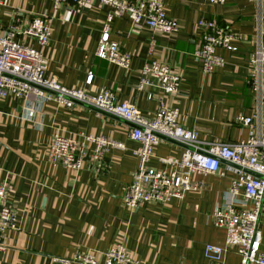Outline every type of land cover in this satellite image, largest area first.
Returning a JSON list of instances; mask_svg holds the SVG:
<instances>
[{
  "label": "crops",
  "instance_id": "1",
  "mask_svg": "<svg viewBox=\"0 0 264 264\" xmlns=\"http://www.w3.org/2000/svg\"><path fill=\"white\" fill-rule=\"evenodd\" d=\"M163 2L165 14L178 22L172 34L133 27L125 15L110 20L109 38L129 54L127 68L94 56L108 11L97 0L81 7L63 2L58 8L53 0H9L0 6V32L10 23L21 28L32 16L44 15L51 27L49 43L42 49L48 59L47 78L79 87L89 71L88 91L109 89L116 100L134 104L146 116L159 103L174 108L178 121L206 140L235 141L246 138L250 129L263 131L264 90L260 101L247 83L248 56L258 44L264 45V33H258L254 20L257 7L248 0ZM260 11L264 16L263 0ZM200 18L224 24L236 37L235 51L215 49L223 63L209 73L202 72L201 62L192 55L201 35ZM15 37L39 48L28 37ZM149 59L161 60L179 73L178 95L164 96L152 85L136 88L140 68ZM29 109H34L31 118ZM236 116L251 117L250 124H242ZM57 129L78 140L101 135L124 148L109 147L98 171L85 159L74 172L47 160ZM136 146L124 121L81 104L67 108L52 99L40 103L33 95L0 97V179L8 183L7 203L17 217V227L6 233L0 264H78L65 260L88 250L96 252L101 264L105 250L118 239L138 264L203 263L204 244H223L224 229L212 224L210 214L234 173L226 168L223 175L196 172L191 175L196 190L165 204L147 202L130 210L122 203V192L135 168ZM182 150L181 144L164 139L154 146L147 165L166 169L161 159L178 157ZM262 201L258 227L259 250L264 254V194ZM223 262L237 264L238 255L227 249Z\"/></svg>",
  "mask_w": 264,
  "mask_h": 264
},
{
  "label": "built area",
  "instance_id": "2",
  "mask_svg": "<svg viewBox=\"0 0 264 264\" xmlns=\"http://www.w3.org/2000/svg\"><path fill=\"white\" fill-rule=\"evenodd\" d=\"M92 0H53L58 8L63 2H71L79 7ZM108 7L102 23L94 56L117 66L127 68L129 54L122 51L115 40L109 38V22L119 15H125L133 27H146L164 34H172L178 27L175 18L165 14L163 0H97ZM223 3L225 0H207ZM257 7L254 18L259 34L264 33V16L260 11L261 0H248ZM9 0H0V6H7ZM198 27L201 35L192 55L201 62L203 73L223 63L215 49L221 47L235 51V35L227 26L211 18H200ZM50 22L44 15H35L28 23L19 27L10 23L0 32V97L11 95L17 98L37 96L39 102L52 99L65 107L75 103L86 106L97 114H107L124 121L128 126V136L137 143L133 154L136 159L130 182L122 192V203L136 209L147 202L167 203L171 198H182L185 192L196 190L197 183L191 175L200 172L223 175L224 169L231 170L230 179L222 201L211 211L214 226L224 229L222 245L206 243L203 246L205 261L201 264H224L223 254L232 249L238 255L237 264H264V254L259 250L260 230L258 217L263 208L264 194V130L248 131L244 139L235 141L206 140L197 135L194 128H187L178 121V112L161 103L150 115L141 114L134 104L115 99L109 89L90 92L92 74L87 72L83 85L67 87L55 78H47L45 71L48 59L42 49L50 40ZM28 37L39 45L32 46L16 39V35ZM251 66L247 83L254 89L256 97L262 101L264 90V45L258 44L249 54ZM154 86L164 96H176L180 92V76L165 62L149 59L140 68L136 88ZM150 98V95H148ZM34 109L27 116L33 117ZM244 125L250 124L251 117L236 116ZM167 139L182 145L178 157L166 156L161 161L166 169H155L147 165L154 146ZM87 147V145H90ZM109 147L123 149L121 142L101 135H83L80 140L65 136L55 130L46 151L51 165H62L77 172L85 159L96 171L103 166V154ZM8 183L0 179V251L4 250L5 237L9 230L17 227L16 212L7 203ZM66 262L78 264H98L97 254L92 250L75 252ZM129 256L123 240H115L103 253L101 264H138ZM183 264V263H180Z\"/></svg>",
  "mask_w": 264,
  "mask_h": 264
},
{
  "label": "rangeland",
  "instance_id": "3",
  "mask_svg": "<svg viewBox=\"0 0 264 264\" xmlns=\"http://www.w3.org/2000/svg\"><path fill=\"white\" fill-rule=\"evenodd\" d=\"M264 1V0H263ZM29 44H30V42H29Z\"/></svg>",
  "mask_w": 264,
  "mask_h": 264
}]
</instances>
